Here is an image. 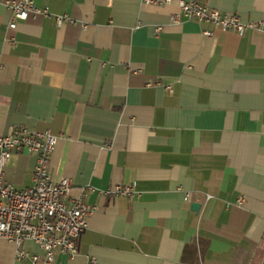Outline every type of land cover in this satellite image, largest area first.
<instances>
[{"label": "crops", "instance_id": "1", "mask_svg": "<svg viewBox=\"0 0 264 264\" xmlns=\"http://www.w3.org/2000/svg\"><path fill=\"white\" fill-rule=\"evenodd\" d=\"M181 1L35 0L51 14L16 28L0 3V135L59 136L53 178L96 207L53 264H264V23H175ZM199 1L264 20V0ZM36 161L15 153L7 179L33 185ZM24 248L0 237V264H41Z\"/></svg>", "mask_w": 264, "mask_h": 264}, {"label": "built area", "instance_id": "2", "mask_svg": "<svg viewBox=\"0 0 264 264\" xmlns=\"http://www.w3.org/2000/svg\"><path fill=\"white\" fill-rule=\"evenodd\" d=\"M144 1L150 3L157 0ZM2 2L13 14L10 28H16L19 20H27L30 16L51 14L48 7L38 6L35 0H0ZM180 5L181 11L173 16L175 23L187 18L239 34L262 28L264 23V20H244L237 13L213 8L199 0H183ZM56 18L59 24L75 22L67 15ZM204 34L213 35V31L206 29ZM58 141L59 136L50 130L36 131L25 125L0 135V237L17 245L20 258L29 256L24 248L25 243H35L40 252L30 257L41 264H53L56 251L75 256L89 224L88 216L96 209L86 203L82 195L68 203L66 198L72 188L71 179L55 181L53 178L51 161ZM23 152L33 153L37 158L34 183L26 187H20L6 177V168L13 155ZM133 190V186H118L114 192L130 195Z\"/></svg>", "mask_w": 264, "mask_h": 264}]
</instances>
